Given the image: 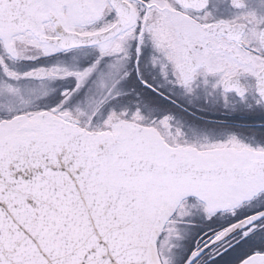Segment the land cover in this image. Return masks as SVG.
I'll return each instance as SVG.
<instances>
[{"label": "snow or ice", "instance_id": "obj_1", "mask_svg": "<svg viewBox=\"0 0 264 264\" xmlns=\"http://www.w3.org/2000/svg\"><path fill=\"white\" fill-rule=\"evenodd\" d=\"M242 3L0 0V264H264V144L115 106L134 70L264 109V0Z\"/></svg>", "mask_w": 264, "mask_h": 264}, {"label": "flooded vegetation", "instance_id": "obj_2", "mask_svg": "<svg viewBox=\"0 0 264 264\" xmlns=\"http://www.w3.org/2000/svg\"><path fill=\"white\" fill-rule=\"evenodd\" d=\"M233 3L237 7L243 6L242 0H233ZM221 14L228 15L226 6ZM20 50H23L22 46ZM51 59H55V57ZM41 62H45L43 58ZM28 67L30 64L27 62L15 65L18 71H24ZM142 72L143 78L151 80L154 87L160 84L151 69L145 68ZM121 87L127 95L115 102L118 109L124 106L134 108L137 100H142L150 105L149 119H158L165 114L171 115L173 125L181 127L184 139L189 142L203 135L219 139L223 132H234L246 142L254 140L264 144V109L255 105L249 107L248 105L252 104L251 99L244 103L235 96H230L228 106L225 107L218 94L214 97L207 96L205 90L200 88L194 94L186 95L181 89L172 86L162 87L163 95H158L139 83V78L135 75L134 70ZM253 240L254 237L250 238L246 244H242L240 252H246L251 247L257 246Z\"/></svg>", "mask_w": 264, "mask_h": 264}, {"label": "rangeland", "instance_id": "obj_3", "mask_svg": "<svg viewBox=\"0 0 264 264\" xmlns=\"http://www.w3.org/2000/svg\"><path fill=\"white\" fill-rule=\"evenodd\" d=\"M148 106H149V108H150V105L148 104V103H146Z\"/></svg>", "mask_w": 264, "mask_h": 264}]
</instances>
